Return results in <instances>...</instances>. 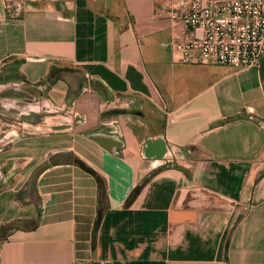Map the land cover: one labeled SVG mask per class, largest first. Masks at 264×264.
I'll return each mask as SVG.
<instances>
[{"label": "crops", "instance_id": "0c3cea01", "mask_svg": "<svg viewBox=\"0 0 264 264\" xmlns=\"http://www.w3.org/2000/svg\"><path fill=\"white\" fill-rule=\"evenodd\" d=\"M182 2L0 0V111L38 131L0 147V264H264V67L184 55Z\"/></svg>", "mask_w": 264, "mask_h": 264}, {"label": "built area", "instance_id": "2783aa9c", "mask_svg": "<svg viewBox=\"0 0 264 264\" xmlns=\"http://www.w3.org/2000/svg\"><path fill=\"white\" fill-rule=\"evenodd\" d=\"M170 17L184 27L176 48L201 63L241 68L264 57V0H183Z\"/></svg>", "mask_w": 264, "mask_h": 264}, {"label": "rangeland", "instance_id": "374dc122", "mask_svg": "<svg viewBox=\"0 0 264 264\" xmlns=\"http://www.w3.org/2000/svg\"><path fill=\"white\" fill-rule=\"evenodd\" d=\"M56 114V112H53V115ZM22 119L15 118V115H6L0 111V147L3 146V137H5L7 134L10 135V133H13L12 130H14L17 134L27 136L29 134L33 135L36 132H38L36 129H33L28 126L22 127L21 124L18 125L16 122H21ZM14 125V126H12ZM15 126L19 127L16 128ZM5 146V145H4Z\"/></svg>", "mask_w": 264, "mask_h": 264}, {"label": "water", "instance_id": "95a60500", "mask_svg": "<svg viewBox=\"0 0 264 264\" xmlns=\"http://www.w3.org/2000/svg\"><path fill=\"white\" fill-rule=\"evenodd\" d=\"M264 67V57L262 58L261 60V63H260V70H262ZM96 142H98L99 144L101 145H104L105 143L108 142V140L106 139H102V138H93ZM81 166L87 170L88 172H91V173H94L90 168L86 167L84 164L80 163ZM43 166L39 167L37 169V172L42 168ZM36 172V173H37ZM102 188V186H101ZM97 226H98V222H95L92 226V230H91V244L93 245V242H94V238H95V232H96V229H97ZM24 227V223L22 222H15V223H10L8 225H6L2 231L0 232V236L2 235V233H4V231L7 229V228H23Z\"/></svg>", "mask_w": 264, "mask_h": 264}]
</instances>
